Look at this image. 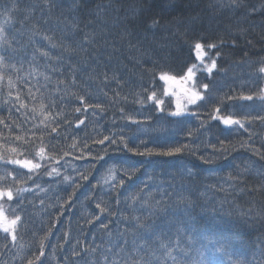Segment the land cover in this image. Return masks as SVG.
Returning <instances> with one entry per match:
<instances>
[{"label":"trees","instance_id":"obj_1","mask_svg":"<svg viewBox=\"0 0 264 264\" xmlns=\"http://www.w3.org/2000/svg\"><path fill=\"white\" fill-rule=\"evenodd\" d=\"M54 2L56 6L49 13L44 9V0H0V22L7 20L5 13L15 3L16 9L9 13L12 19L5 24V31L10 39L15 37L24 43L27 37H19L18 32L30 29L32 24H36L40 32L52 36L55 41L64 39L73 47L80 41L81 34L71 37L65 35L64 30L69 22L79 21L80 29L96 33V47H85H88L89 53L97 52L104 66L93 65L96 68L95 81H89L87 73L78 74V86L70 91L85 95L86 89L93 98L89 99L85 95L84 103L99 105L104 111L97 109L93 116L92 108H88V114L83 115L74 111L81 104L73 98L65 97L61 104L60 95L53 96L52 99L56 101L53 115L61 112V119H67L72 124V127L67 128L63 123L59 126L52 125L57 127L58 133L62 132L61 138L53 139L55 133L28 131L32 128V120L37 125L40 124L31 113L9 114L3 103L7 88L0 90V118L5 123L11 119L24 129L10 133L0 124V152L8 159H28L42 164L38 176L34 175L31 179L27 176L28 169L20 168L17 172L19 166L0 168V178L12 172L19 177L15 187L34 190L33 193L25 194L23 211L15 212L26 220L25 226H18L16 229L17 241L13 243L11 235L0 229V264H27L29 259L34 260L39 255V241L42 237H46L43 241L45 255L39 261L34 260V264H40V261L43 264H72L73 260L78 259L70 255L77 239L81 246L100 245L101 248L96 253V258L100 259V251L117 241L116 222L121 220L120 213L128 218V223H134L131 220L134 216L141 217V223L151 226L154 233H163L167 240L173 242L179 240L184 251L173 253L179 264H199L202 258H212L214 264H264V191L258 190L264 184V159L240 146L248 139L242 130L234 127L229 129L209 117L212 109L217 107L221 109V116L232 115L243 119L247 113H251L248 117L251 119L264 115V105L255 99L260 90L264 89V73L259 72V68L264 67L261 64L264 60V0H237L239 7L233 6L232 0H87L86 7H73L75 0ZM252 8H256L257 12L248 15V10ZM25 9H32V17L24 23L22 29ZM42 10L45 16L41 15ZM45 17L48 18V23L44 22ZM151 17L161 21V27L155 34L141 31L151 24ZM193 17L197 18L194 30ZM89 21L91 24H88ZM241 29L246 30L243 35L240 34ZM127 31H132L134 35L139 33L141 37L147 35L148 40L137 43L134 36L126 35ZM201 34L208 36L212 42L218 37L227 42L224 51L228 54L217 62L220 69L227 71L214 70L212 78L219 91L213 92V95H231L235 90L252 95L254 100L244 102L242 111L241 106H233L232 102L221 105L214 99L207 100L208 93L205 92L206 104L198 101L199 106H188V111L197 115L188 116L182 125L165 122L163 127L166 131L159 135L167 136L170 146L187 145L194 149L192 152L184 151L171 157L141 156L127 149L121 150L122 145L110 146L108 141L103 145L99 144L104 136L111 138L113 132L123 134L125 139L138 133V129L130 125L133 120L142 119L137 115L140 105L133 102L134 97L141 93V87L148 88L149 92L156 91L158 98L164 99L166 110H174L173 99L167 94L161 95L166 90V84L160 80V76L165 74L180 78L186 74L188 67L199 65L196 50L191 44L193 37ZM35 40L41 49L50 51L53 56L58 55L57 50L49 49L47 42L40 36H36ZM232 40H236L237 46L230 43ZM129 41L136 47L130 49ZM13 43L19 47L15 40ZM160 45H167V48L162 54L153 55L152 62L137 63V60L146 59L142 55L145 49L159 51ZM109 55L111 60L106 59ZM30 56L31 45L26 59ZM73 62H76L75 59ZM45 63L43 58H38L36 66L39 71L46 72L53 80L67 81L66 69L65 75L59 76L48 72L44 67ZM47 63L56 67L52 61ZM27 67L25 64V69ZM145 68L151 69L154 76L146 74ZM113 69H116L121 85L118 86L115 80L100 83L102 77L99 74L107 71L112 76ZM6 75H12L15 79L12 73ZM208 79L202 70H196L194 83L197 87ZM149 80L152 81L151 86ZM17 86L19 87V82ZM54 87L53 84L48 85L50 91ZM116 92L119 97L115 95ZM120 97H127V102L120 100ZM120 109L124 110L123 114ZM26 115L28 123H25ZM159 115H153V120L161 119ZM81 119L84 120V125L77 128L75 124ZM201 120L204 121L203 126ZM189 130L192 132L191 136L187 135ZM249 131L256 134L253 137L254 146L264 151V124L254 121ZM149 132L150 136H143L141 139H152L147 147L155 150L160 147V141L156 138L157 133L151 130ZM18 135L29 138L41 136L42 142L36 143L38 147L46 149L45 160L55 157L60 165L68 161V166L60 168L61 176L45 175L43 162L29 154L33 150L22 148L19 142L12 141L11 137ZM85 137H88L87 147L81 143ZM219 141H225L231 150L223 152ZM73 142L76 144L75 148L72 147ZM138 143L129 140L128 146L135 148ZM10 148L17 151L10 152ZM98 156L103 158L97 160ZM74 168L86 175L87 179L80 180ZM245 168L248 172L239 182L229 180V173L236 175L238 170ZM132 169L138 171L133 175ZM185 169L192 175H187ZM125 170H129L127 177L124 175ZM64 175L76 177L80 187L73 192L72 188L62 183ZM121 179L124 180L122 186L118 183ZM33 181L46 191H36ZM112 186H116L118 190L121 200L119 205L115 203L117 191H112ZM137 189H143L141 197L151 193L148 201L151 206L142 205L139 200H125L129 193L136 192ZM182 197L186 199H181ZM41 200L44 201L43 205ZM101 201V207H107L114 213L110 218L112 223L109 224L111 237L100 229V224L107 223L109 219L107 212L101 214L96 206ZM0 204L3 205L5 215L11 218L15 205L6 201H0ZM97 216L98 220L95 219ZM221 246L222 250H218ZM153 247L157 245L153 244ZM112 250L116 251L115 248ZM157 255L162 256V253L158 251ZM66 256L69 257L68 261H65ZM167 264H172L171 260Z\"/></svg>","mask_w":264,"mask_h":264},{"label":"snow or ice","instance_id":"obj_2","mask_svg":"<svg viewBox=\"0 0 264 264\" xmlns=\"http://www.w3.org/2000/svg\"><path fill=\"white\" fill-rule=\"evenodd\" d=\"M232 4L235 7H239L240 5L237 3V0H232ZM56 4L54 0L50 2V0H44V9H46L49 13L52 8L55 7ZM86 7L87 0H75L73 3V7ZM16 9V4L13 3L12 8L9 9L8 13H5L7 16V20L4 22H0V90L4 87L7 88V94L4 99V105L7 107L9 114L12 112L24 114L26 112L31 113V115L40 121V124L37 125L35 120H32V128L28 129L33 133L35 132H48L55 133V137L53 139H59L62 136V132H57V127H53L52 125L59 126L63 123L66 128L72 127V124L67 119H61L62 113L56 112L53 115V109L56 106V101L52 99L53 96L57 94L60 95V102L63 103L65 97H71L76 102L81 104V107H77L74 109L75 112L81 113L83 115L88 114L87 109L92 108L91 115L95 116L97 109L101 112L104 109L100 108L99 105H91L84 103L85 95L92 99V94L87 92L85 89V95H77L76 92L70 91L71 88H75L78 86L77 76L81 73H87V79L89 81H95L97 79L96 68L103 67L104 65L101 63L100 55L97 52L89 53L88 47L85 45H92L93 48L96 47V33L91 31H84L79 28V21L76 23L69 22L65 28V35L71 37L75 36L77 33L81 34L80 41L77 43L75 47L72 44L68 43L64 39L57 42L53 39L52 36L46 35L40 32L37 28L36 24H32L30 29H23L24 23L26 21H30L32 17V9H25L24 20L21 21V28L23 30L18 32V36L21 38L27 37L24 43H21L19 39L13 37L9 38L5 31V24L10 22L12 17L9 14L11 11ZM257 12L256 8H252L248 10V15H253ZM42 16H45L44 10L41 12ZM99 15V13H97ZM192 30L195 29V22L197 20L196 17L192 18ZM45 23H48V18L45 17ZM57 23H60L57 21ZM91 24V21L88 22ZM88 24L85 25V28L88 27ZM161 27V21L156 19L155 17H151V24L146 25L141 31L147 33L152 32L155 34V31ZM70 29V31H69ZM245 29L240 30V34L243 35ZM183 36L186 33H178ZM126 35L134 36L137 39V43H140L141 40L147 41V35L140 36L139 33L133 34L132 31H127ZM40 36L43 41L47 42V47L49 49L57 50L58 55H51L50 51H45L41 49L37 44L35 37ZM13 40H15V44H18L19 47L14 46ZM226 41L222 37H218L215 42L210 41L209 37L206 35H197L193 37V42L191 47H194L196 50V56L200 60L199 65H193L187 68V72L184 76L180 78L179 86L181 87V91L185 94L186 100L188 104L197 105L198 101L203 103H207V100H216L218 104H225L226 102H232L233 106L239 105L241 106V110L243 111L244 102H251L254 100L252 95H245L242 92H236L233 90L231 95H218L214 96L213 92H218L219 89L216 86L215 80L212 78L214 76V70L216 72L223 71L226 73L227 69H220L218 67V60L222 59L223 55L228 54L224 51L226 47ZM230 43L235 47L237 46L236 40L230 41ZM107 44V41H105ZM31 45V56L27 57L28 47ZM136 45L132 44L129 41V48H135ZM167 45H160L159 51H153L151 48L145 49V52L142 53L143 56L146 57L144 61L137 60V63H147L152 62V56L157 54H162ZM24 53V55H21ZM38 58H43L46 63L44 67L48 70V72L59 74V76L65 75V69L67 70V81L65 79H56L53 80L52 76L46 74V72L39 71L36 66ZM75 59V63L73 60ZM106 59L111 60L112 57L109 55ZM15 60V62H10ZM47 61H52L56 67H53L52 64L47 63ZM19 64V67L17 66ZM25 64L28 65L27 69H25ZM261 64H264V60L261 61ZM79 65V66H78ZM202 70L206 76L209 78L207 82H203L197 87L194 83V79L196 76V70ZM144 72L146 74H151L154 76V73H151V69L145 68ZM260 73H264V67L259 68ZM6 73H12L15 75V79H13L12 75H6ZM23 73V75H20ZM102 77L100 83L104 84L110 80H115L117 85L120 86L121 82L119 77L116 75V69H113V75L109 76L107 71L101 72L99 74ZM41 80L43 83H41ZM160 80L166 82H175L176 78L171 77L165 74H161ZM35 81V83H33ZM17 82H19V87L17 86ZM149 85H152V81H148ZM184 83H192V88L183 87ZM53 84L55 87L53 90L48 89V85ZM62 86V87H61ZM240 87H243L242 85ZM102 91V90H101ZM115 91V90H113ZM168 92H171L172 95L176 93L172 91L171 87L162 91L161 95H164ZM205 92L208 93L207 100L205 99ZM107 95V93H104ZM115 95L119 97V93L116 92ZM112 98H110L111 100ZM260 101L262 105H264V89L260 90V94L255 98ZM120 100L127 102V97H120ZM47 101V103H45ZM134 103H138L140 105V109L137 110V115L141 116L142 119L133 120L130 126H134L138 129V133L134 134L129 139H125V136L118 132H113L112 137L104 136L103 139L99 140V144L103 145L105 141H108L110 146H123L121 150L127 149L128 151L134 152L137 155L141 156H176L184 151L192 152L194 149L189 148L187 145L180 146H170L169 140L167 136L161 137L159 134L161 132L166 131L163 127L165 122H171L176 125H182L188 116L197 115L196 113L189 112L187 107H181L180 103L177 102L176 108L174 110H166L164 99L158 98L156 91L149 92L148 88L141 87V93L134 97ZM150 102V103H149ZM199 106V105H197ZM83 109V112H82ZM123 114V109H120ZM220 108H213L212 112L209 113V117L218 123H222L224 126L232 129L233 127L239 130H242L244 134L247 135L248 139L241 143V147L247 148L249 151L254 152L257 156H260L264 159V151L261 149H257L253 140L254 132L249 131L252 123L254 121H259L261 124H264V115H258L249 119L248 117L251 113H247V115L243 119L234 118V116H221ZM147 112V114H145ZM159 113V117L161 119L153 120V115ZM125 119H128L127 116H124ZM28 116H25V123H28ZM201 126L204 125V121L201 120ZM0 124L4 126V129L11 132L20 129L24 131L15 121L9 119L8 123H5L3 118H0ZM80 125H84V120L81 119L77 122L76 127L79 128ZM247 125V127L245 126ZM151 130L154 133H157L156 138L159 139L160 147L157 149H150L147 147V144L152 141L143 140L141 137L150 136ZM187 135L191 136V130L188 131ZM13 142H19L20 146L25 149L31 148L29 154L38 158L43 162V173L47 176L51 177H59L61 176L60 168L66 167L69 165L68 161H65L64 165H60L55 157H48L45 160V151L44 147H38L37 141L42 142L41 136H34V138L25 137L23 135H18L11 137ZM88 137L82 139L81 143L87 147ZM129 140L132 143L139 142L135 148H129ZM251 141V143H250ZM221 150L223 152H228L231 150L230 146H228L225 141H219ZM264 143V141H262ZM55 147V146H53ZM73 148L76 147L75 142L72 145ZM38 148V150H36ZM139 149H143L140 151ZM8 151L15 153L17 149L10 148ZM67 155V153H64ZM103 157H96L97 160L102 159ZM203 159V157H200ZM51 161V163H49ZM55 165V166H53ZM9 166H19L16 171L19 172L20 168L28 169V179H31L32 176L39 174V171L42 169L41 163H36L32 160L28 159H8L5 157L4 153L0 152V168L7 169ZM50 169V170H49ZM77 176H79L80 180H86L87 176L82 172L76 170ZM128 171L125 170V177L128 176ZM138 169H132L131 172L134 175ZM248 172V169H240L238 170L236 175H232L229 173V180L234 182H239L242 176H245ZM185 173L187 175H192V173L185 169ZM264 175V173H262ZM19 177L12 173L8 172L3 178H0V201L12 202L15 205L14 214L11 218L7 217L4 212L3 205L0 204V229L3 230L4 233L11 235V241L15 243L17 241V232L16 229L18 226H25L26 220L21 217L19 214H15L16 210L23 211V201L26 193H33V188H17L15 187ZM114 179V177H113ZM11 182V183H9ZM35 184V181H33ZM62 183L68 185V187L72 188L73 192L80 187V185L76 182V177H69L68 175H64L62 179ZM107 183V181H106ZM119 185L124 184V180H119ZM148 183L147 181L145 182ZM35 190L39 192L46 191L39 184H35ZM260 191H264V184L259 186ZM112 191H117V199L115 203L119 205L121 200L119 199V194L116 186H112ZM143 192V189H137L136 192L129 193V195L125 198V200H132L133 202L140 201L142 205H148V201L151 198V193H147L146 197H141L140 193ZM111 195V192L108 193ZM70 198V197H69ZM186 199V198H181ZM44 201L41 200V204L43 205ZM97 203V208H99L100 213L104 214L107 212L108 222H102L100 224V229L104 231L109 237H111L112 232L109 230V224L112 223L111 217L114 213L110 212L107 207H101V204ZM159 203L158 201L156 202ZM190 203V201H189ZM151 206V205H148ZM121 220L117 221L116 235L117 241L112 243L110 247L104 248L100 251V259L96 258V253L98 249L101 248L100 245H88L81 246V242L79 239L76 240V244L73 245L70 255L72 257H76L78 259L73 260L72 264H167V261L171 260L172 264H179L178 258L173 253L175 251L183 252L184 250L180 247L179 240L173 242L171 240H167L163 233H154V230L149 225H144L141 223V217L134 216L131 218L134 223H128V218L123 216V213H120ZM95 219H99V217H95ZM90 222V221H89ZM122 224H127V226H121ZM183 231V229H181ZM153 236L155 237L153 239ZM131 237V239H129ZM46 237L40 238L39 241V255L34 257L35 261H39L40 257L45 255L44 248V239ZM95 239V236L93 237ZM153 244H156L157 247H153ZM79 248V250H77ZM115 248L114 252L112 249ZM131 248V251H129ZM222 250V246L220 249ZM161 252L162 256H158L157 252ZM119 257V259H117ZM33 259H29L27 264H34ZM69 257H65V261H68ZM40 264H43L40 261ZM199 264H214V260L212 258L201 259Z\"/></svg>","mask_w":264,"mask_h":264},{"label":"rangeland","instance_id":"obj_3","mask_svg":"<svg viewBox=\"0 0 264 264\" xmlns=\"http://www.w3.org/2000/svg\"><path fill=\"white\" fill-rule=\"evenodd\" d=\"M198 63L200 64V60L199 59H198ZM179 81H180L179 78H176V81L175 82H171V83L165 81L166 89L171 87L172 91L176 93L175 95H172L171 92H168L166 94L168 96H170L171 99H173L175 108H176L177 102H179L181 107H185L186 106L187 109H188L189 104L187 103L185 94L181 91V87L179 86ZM183 87L192 88L193 84L192 83H184Z\"/></svg>","mask_w":264,"mask_h":264},{"label":"bare ground","instance_id":"obj_4","mask_svg":"<svg viewBox=\"0 0 264 264\" xmlns=\"http://www.w3.org/2000/svg\"><path fill=\"white\" fill-rule=\"evenodd\" d=\"M180 78H181V77H180ZM180 78H179V79H180Z\"/></svg>","mask_w":264,"mask_h":264}]
</instances>
